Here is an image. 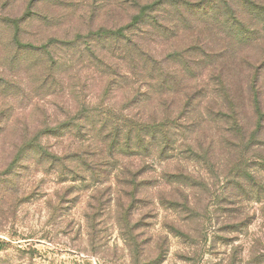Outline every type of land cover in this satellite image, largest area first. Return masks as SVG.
I'll return each instance as SVG.
<instances>
[{
    "label": "rangeland",
    "instance_id": "1",
    "mask_svg": "<svg viewBox=\"0 0 264 264\" xmlns=\"http://www.w3.org/2000/svg\"><path fill=\"white\" fill-rule=\"evenodd\" d=\"M0 264H264V0H0Z\"/></svg>",
    "mask_w": 264,
    "mask_h": 264
},
{
    "label": "trees",
    "instance_id": "2",
    "mask_svg": "<svg viewBox=\"0 0 264 264\" xmlns=\"http://www.w3.org/2000/svg\"><path fill=\"white\" fill-rule=\"evenodd\" d=\"M154 6H156V5L151 4V5H148V6L144 7V8H148V7H151V8H152V7H154ZM139 19H140V18H139ZM139 19H138V20H139Z\"/></svg>",
    "mask_w": 264,
    "mask_h": 264
}]
</instances>
